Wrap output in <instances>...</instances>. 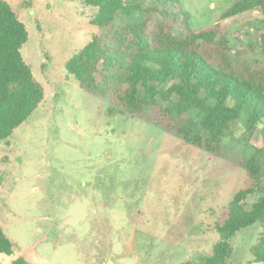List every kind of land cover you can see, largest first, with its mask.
Listing matches in <instances>:
<instances>
[{"label": "rangeland", "instance_id": "obj_1", "mask_svg": "<svg viewBox=\"0 0 264 264\" xmlns=\"http://www.w3.org/2000/svg\"><path fill=\"white\" fill-rule=\"evenodd\" d=\"M5 1L27 28L21 54L44 97L0 141V225L14 243L0 263L182 264L209 255L229 202L250 186L247 172L146 122L110 116L104 100L78 87L65 63L94 38L112 44V25L93 26L70 0ZM234 1L180 0V9L193 29H227L231 55L264 64L256 40L264 17L221 20ZM234 130L223 142L231 155L264 149V130L246 144ZM257 199L249 196L247 206ZM262 230L255 224L236 234L229 264H264L251 254Z\"/></svg>", "mask_w": 264, "mask_h": 264}, {"label": "trees", "instance_id": "obj_2", "mask_svg": "<svg viewBox=\"0 0 264 264\" xmlns=\"http://www.w3.org/2000/svg\"><path fill=\"white\" fill-rule=\"evenodd\" d=\"M70 1L79 4L93 26L112 25L115 31L112 44L94 38L65 63L81 90L104 100L110 116L146 122L184 145L232 160L249 176L250 186L234 194L215 226L218 241L211 253L198 263L182 264H229L231 240L255 224L263 230L251 254L253 262L264 263V149L246 159L223 145L235 126L242 129L244 144L255 130H264V64L241 52L231 55L227 29L220 24L193 29L180 0ZM252 12L264 17V0H235L221 20ZM256 40L264 60V21ZM27 41L25 24L0 0V141L10 138L43 101V89L21 54ZM255 195L258 199L247 206ZM13 250L0 225V254L11 256ZM11 264L30 263L17 257Z\"/></svg>", "mask_w": 264, "mask_h": 264}]
</instances>
